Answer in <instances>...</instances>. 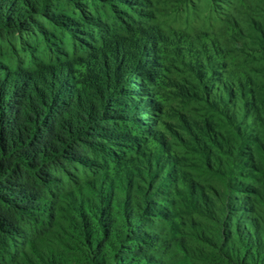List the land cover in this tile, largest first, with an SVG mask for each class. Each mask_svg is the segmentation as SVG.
Returning a JSON list of instances; mask_svg holds the SVG:
<instances>
[{"label":"trees","instance_id":"1","mask_svg":"<svg viewBox=\"0 0 264 264\" xmlns=\"http://www.w3.org/2000/svg\"><path fill=\"white\" fill-rule=\"evenodd\" d=\"M99 1L0 0V264H264V0L236 66L198 60L202 140L170 141L139 117L150 47L21 53Z\"/></svg>","mask_w":264,"mask_h":264},{"label":"rangeland","instance_id":"2","mask_svg":"<svg viewBox=\"0 0 264 264\" xmlns=\"http://www.w3.org/2000/svg\"><path fill=\"white\" fill-rule=\"evenodd\" d=\"M262 5L260 0L99 1L82 6L88 10L87 18L85 23H74L75 42L59 30L49 48L41 42L21 53H35L39 59L51 60L56 57L53 53L67 59L106 52L115 46L140 53L148 46L153 54L149 58L155 63L141 83L150 89V98L157 107L139 116L150 130L146 139L156 132L169 141L173 133L182 139L185 127L202 140L195 124L205 125L211 111L200 99L198 60L203 70L207 64L204 55L208 59L212 56L215 62L218 72L213 76L207 70L208 81L222 77L219 71L236 66L241 56L234 43L235 25L241 26L239 20L246 15L257 19ZM242 45L243 41H239V48ZM215 84L218 87V82Z\"/></svg>","mask_w":264,"mask_h":264}]
</instances>
